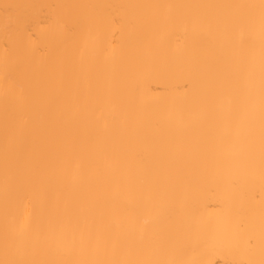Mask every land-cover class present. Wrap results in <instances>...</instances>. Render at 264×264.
Returning <instances> with one entry per match:
<instances>
[{"label":"bare ground","instance_id":"obj_1","mask_svg":"<svg viewBox=\"0 0 264 264\" xmlns=\"http://www.w3.org/2000/svg\"><path fill=\"white\" fill-rule=\"evenodd\" d=\"M0 264H264V0H0Z\"/></svg>","mask_w":264,"mask_h":264}]
</instances>
